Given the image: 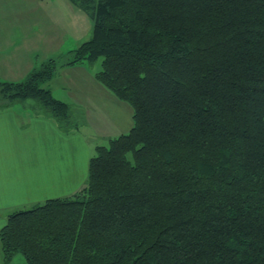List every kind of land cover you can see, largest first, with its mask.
I'll list each match as a JSON object with an SVG mask.
<instances>
[{"label":"trees","instance_id":"trees-1","mask_svg":"<svg viewBox=\"0 0 264 264\" xmlns=\"http://www.w3.org/2000/svg\"><path fill=\"white\" fill-rule=\"evenodd\" d=\"M93 22L67 64L131 108L69 198L12 213L3 264H264V0H68ZM49 59L0 82L69 133Z\"/></svg>","mask_w":264,"mask_h":264},{"label":"crops","instance_id":"crops-1","mask_svg":"<svg viewBox=\"0 0 264 264\" xmlns=\"http://www.w3.org/2000/svg\"><path fill=\"white\" fill-rule=\"evenodd\" d=\"M30 13L0 24V82L23 81L37 65L54 60L57 42L61 45L54 23ZM69 61H56V72L44 87L69 105L78 128L65 133L35 104L0 103V229L12 213L69 198L84 186L91 134L81 132L76 113L94 111L97 122L103 115L105 127L94 130L107 140L132 127L131 108L101 86L92 70ZM58 79L63 83L55 82Z\"/></svg>","mask_w":264,"mask_h":264},{"label":"rangeland","instance_id":"rangeland-1","mask_svg":"<svg viewBox=\"0 0 264 264\" xmlns=\"http://www.w3.org/2000/svg\"><path fill=\"white\" fill-rule=\"evenodd\" d=\"M67 2V0H0V24H12L17 22L29 12H31V17L38 16L39 19L43 20L44 22L50 20V22L54 23L55 29H57L55 34L59 35V39H56V41L60 40L61 42V45L57 42L56 46L58 45V47L56 48L57 50H55L52 57L55 61L61 63L70 58L71 55L69 52L74 51L81 43L89 40L92 37L93 30V22L87 16V14L74 5H69ZM101 61V59H98L93 64H84L83 66H85V68H87L89 71L92 70L93 73H96L101 70ZM39 65H37L35 69H37ZM55 82H58V84L63 83V81H60L59 79ZM45 84L46 83H43L42 87H44ZM55 95L58 97V94L55 93ZM55 95L53 96L54 98ZM10 104H35L38 106L36 101L30 99L26 101L16 100ZM75 118L79 121L80 126H82L81 132L86 135L87 133L91 134L88 138L91 143L90 157H92L95 152V147L101 145L105 146L108 143V140L104 139V136L97 134L94 130L98 129L99 131H102V128L105 127L103 115L102 121L100 122H97V114L94 113V111H79V113H76ZM75 126H77V128L79 127L78 124L74 123V125L71 127L72 131ZM0 264H3L1 251ZM9 264L27 263L23 255L16 254Z\"/></svg>","mask_w":264,"mask_h":264}]
</instances>
